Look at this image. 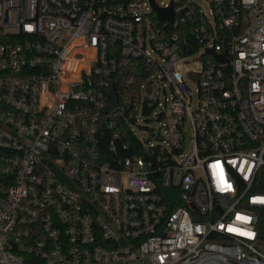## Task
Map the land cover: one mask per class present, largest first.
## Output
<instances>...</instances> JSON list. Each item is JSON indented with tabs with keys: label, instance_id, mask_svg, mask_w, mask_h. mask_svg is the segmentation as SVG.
Listing matches in <instances>:
<instances>
[{
	"label": "built area",
	"instance_id": "2783aa9c",
	"mask_svg": "<svg viewBox=\"0 0 264 264\" xmlns=\"http://www.w3.org/2000/svg\"><path fill=\"white\" fill-rule=\"evenodd\" d=\"M153 1L0 0V264H264V0Z\"/></svg>",
	"mask_w": 264,
	"mask_h": 264
},
{
	"label": "water",
	"instance_id": "95a60500",
	"mask_svg": "<svg viewBox=\"0 0 264 264\" xmlns=\"http://www.w3.org/2000/svg\"><path fill=\"white\" fill-rule=\"evenodd\" d=\"M152 1V4L154 5V7H156L158 10H159V14H160V17L161 18H167L169 19L171 22L174 21V17H173V12H172V8H167V9H161V8H158L154 1ZM118 103V99H117V96L116 94L114 93V97L113 99L109 100L107 105L105 106L104 110L105 111H109L111 110L112 108H114Z\"/></svg>",
	"mask_w": 264,
	"mask_h": 264
},
{
	"label": "rangeland",
	"instance_id": "374dc122",
	"mask_svg": "<svg viewBox=\"0 0 264 264\" xmlns=\"http://www.w3.org/2000/svg\"><path fill=\"white\" fill-rule=\"evenodd\" d=\"M203 6L205 9H209V4L208 3H203ZM200 67L199 62L197 60H192L190 59L188 62L186 61H181L179 63V69H181L184 73L187 72V70L191 69H198Z\"/></svg>",
	"mask_w": 264,
	"mask_h": 264
},
{
	"label": "trees",
	"instance_id": "16d2710c",
	"mask_svg": "<svg viewBox=\"0 0 264 264\" xmlns=\"http://www.w3.org/2000/svg\"><path fill=\"white\" fill-rule=\"evenodd\" d=\"M260 228L262 232V237L264 239V211H262L261 216H260Z\"/></svg>",
	"mask_w": 264,
	"mask_h": 264
}]
</instances>
